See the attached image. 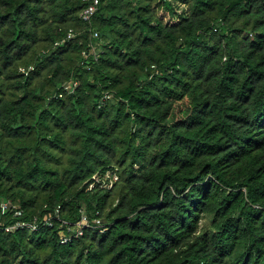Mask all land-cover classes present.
<instances>
[{
	"label": "trees",
	"instance_id": "1",
	"mask_svg": "<svg viewBox=\"0 0 264 264\" xmlns=\"http://www.w3.org/2000/svg\"><path fill=\"white\" fill-rule=\"evenodd\" d=\"M88 4L0 0V264H264V0Z\"/></svg>",
	"mask_w": 264,
	"mask_h": 264
},
{
	"label": "built area",
	"instance_id": "2",
	"mask_svg": "<svg viewBox=\"0 0 264 264\" xmlns=\"http://www.w3.org/2000/svg\"><path fill=\"white\" fill-rule=\"evenodd\" d=\"M99 4V0H89L88 6L83 10L82 12V17L85 20H90L92 15L97 9V6ZM73 30L70 29L68 33V37H71L73 35ZM23 70V68H21ZM65 89L70 90L71 85L67 84L64 86ZM105 97H109V95H106ZM118 173H117V168L112 167L107 169L104 173H96L93 176V181L91 183L92 185L99 184L103 188H111L114 185V182L118 180ZM8 210H12L14 215H21L22 210H20L16 205L12 204L10 201H2L0 203V227L3 228L5 231H13L16 228H21V227H28L31 230H36L38 228V224L35 220L31 221H23V220H17L13 223L10 224H4L1 220V215L5 214ZM47 220H50V217H46ZM91 225L89 219L86 216H82V218L78 221V223L74 226H67V231H62L61 232V241L62 242H67L71 239L73 236H79L83 233V229L86 226ZM93 227L98 226V227H103L101 224L100 220L95 219L93 224Z\"/></svg>",
	"mask_w": 264,
	"mask_h": 264
}]
</instances>
